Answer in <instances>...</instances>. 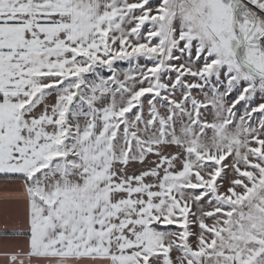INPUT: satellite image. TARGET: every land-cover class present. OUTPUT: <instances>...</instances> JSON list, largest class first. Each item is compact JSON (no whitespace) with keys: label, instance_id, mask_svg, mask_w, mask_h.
Returning a JSON list of instances; mask_svg holds the SVG:
<instances>
[{"label":"snow or ice","instance_id":"obj_1","mask_svg":"<svg viewBox=\"0 0 264 264\" xmlns=\"http://www.w3.org/2000/svg\"><path fill=\"white\" fill-rule=\"evenodd\" d=\"M0 264H264V0H0Z\"/></svg>","mask_w":264,"mask_h":264},{"label":"crops","instance_id":"obj_2","mask_svg":"<svg viewBox=\"0 0 264 264\" xmlns=\"http://www.w3.org/2000/svg\"><path fill=\"white\" fill-rule=\"evenodd\" d=\"M15 192L16 190L12 188L5 189L0 182V230L17 226V216L22 210V205L12 202L11 199L5 202V197H11L15 195Z\"/></svg>","mask_w":264,"mask_h":264}]
</instances>
